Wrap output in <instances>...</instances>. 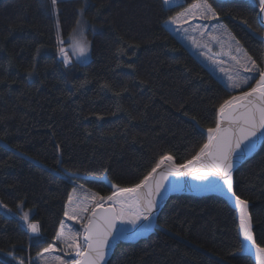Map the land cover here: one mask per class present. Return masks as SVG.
<instances>
[{"label":"trees","instance_id":"trees-1","mask_svg":"<svg viewBox=\"0 0 264 264\" xmlns=\"http://www.w3.org/2000/svg\"><path fill=\"white\" fill-rule=\"evenodd\" d=\"M197 0H0V264H37L55 237L76 184L131 187L168 156L179 165L200 150L218 108L233 94L169 32ZM263 70L258 9L207 0ZM83 12L89 61L67 50ZM71 65L60 60L58 40ZM122 48L119 54L117 50ZM37 50H39L37 52ZM61 165V167H60ZM264 247V143L234 174ZM28 212H32L29 215ZM28 214V221L22 219ZM29 223L39 225L32 237ZM236 212L219 196L172 197L155 232L117 246L108 264H255L240 251Z\"/></svg>","mask_w":264,"mask_h":264},{"label":"snow or ice","instance_id":"snow-or-ice-1","mask_svg":"<svg viewBox=\"0 0 264 264\" xmlns=\"http://www.w3.org/2000/svg\"><path fill=\"white\" fill-rule=\"evenodd\" d=\"M163 2L165 5H172L178 3V0H163ZM51 4L58 17L59 12L56 7L58 0H51ZM258 7L260 13L264 14V0H259ZM79 15L81 19L77 20L76 28L70 37L73 51L78 59L86 58L91 47L83 36L86 27L83 12L81 11ZM190 19L218 21L210 39L220 44L222 49L227 46V52L237 67L234 74H229L224 68H221V71L227 75L230 88L243 90L239 94L231 95L220 104L215 127L207 129V142L186 163L177 165L172 162V157L168 156L161 159L139 183L131 187L115 186V191L107 196L92 193L80 199L74 188L72 195L68 198V210L64 215L68 220H74L76 224H80L82 232L73 231L70 228L66 231L65 224L61 222L55 237V240L65 249L70 250L67 255L73 258L65 260L58 255H52L57 251V247L51 244L38 254L43 264H105L112 241L133 238L139 232V230L133 232L124 228L118 229V223L135 226L143 220L149 222L148 225H142L144 230L150 229L153 214L157 210V198L165 191V181L170 175H191L195 180L208 181L204 187L226 189L227 193L231 194L239 213V234L243 237L240 242V251L252 252L254 247V255L259 260V264H264V247L256 244L248 202L236 195L232 178L234 158H246L255 151L259 142L264 141V70L258 68L255 61L238 45L233 49L234 38L219 23L216 11L207 0H197L185 12L173 17L170 23L179 24L182 27L183 23H188ZM196 28L199 29L201 36L208 31L203 24ZM183 30L188 31V29ZM190 38L195 44L196 40ZM63 43V39L58 40V44L61 45L59 53L64 58V62L70 64L71 61L62 46ZM197 47L200 45L197 44ZM122 51L123 49L120 48L117 53ZM233 51L242 54V59L240 55H233ZM239 69L253 75L241 76ZM160 168H165L166 171L160 173L157 178V170ZM182 169L187 171H181ZM210 177L215 179L210 180ZM22 219L27 222L28 214L24 213ZM28 229L36 236L40 234L38 224L29 223ZM81 236L82 242H80ZM20 264H23V261Z\"/></svg>","mask_w":264,"mask_h":264},{"label":"rangeland","instance_id":"rangeland-1","mask_svg":"<svg viewBox=\"0 0 264 264\" xmlns=\"http://www.w3.org/2000/svg\"><path fill=\"white\" fill-rule=\"evenodd\" d=\"M183 2H184V0H183ZM183 2H182V0H178V3H174L170 6L174 7V6L182 4ZM183 12H185V11H183ZM217 23H218V21H203V20H199V19H195V20L190 19L188 21V23H183L182 27L179 24L174 25V24H171L169 22L167 24V28H168L169 32L178 40V42L181 43L189 52H191L193 54V56L195 57V59L199 63L203 64L207 68V70H209V72L212 75H214L216 78H218L228 88V90L230 92L240 93L243 89L233 90L232 88H230L228 86L229 82H228L227 75L225 74V72L221 71V68H224L225 70H227V72L229 74H234L237 71V67L235 65V62L230 58V55L227 52V46H225L222 49L220 44H217L215 41H212L210 39L212 32L215 30ZM219 23H221L223 25V27L227 30V33H229L230 36L232 38H234L232 40L233 49L238 45L244 52L247 53V51L244 49V47L241 45V43L235 38V36L232 34V32L229 30V28L226 26V24L221 21L220 18H219ZM200 24H203L204 27L206 29H208V31L205 33L204 36H201L199 34V29L196 28V26H198ZM194 28H195V30H194ZM183 29H188V31H184ZM190 37H192L196 40L195 44L193 43V40ZM222 39L226 40L227 37H222ZM197 44H199L200 47H197ZM205 45H207V47H205ZM72 49L73 48H72V45L70 42V45L68 46L67 50L71 53ZM209 49H211V51H209ZM67 54H68V59L70 60L69 53H67ZM232 54L233 55H240L241 59H242V54H237L234 51ZM247 55L249 56L248 53H247ZM60 60L63 62V64L66 67H69L71 65V63L66 64L64 62V58L62 56L60 57ZM239 73L241 76H244V77L253 75V73L244 72L243 69H239ZM0 145L5 146L6 144L3 143L2 141H0ZM75 189H76V195L80 199H83V197L85 195L90 196L92 193H94L91 190H89L88 188H86L82 185H79V184H76ZM67 210H68V207H67ZM28 213H29V215L32 214V212H28ZM63 223L65 224L66 231L70 228L73 231H81L82 232L81 225L76 224L74 220H68L66 217L65 221ZM27 228H28V226H27ZM29 233L32 237H37V236H33L30 231H29ZM82 239L83 238L81 236L80 242H82ZM246 243H250V242H246ZM55 245L57 247V251L55 253H53L52 255H58L65 260H70L73 258L71 255H67V253L70 250L65 249L64 246L60 242L56 241ZM254 252H255V248L253 247V251L248 252V253H251L256 258V256L254 255ZM45 255L47 256L49 254H45ZM256 260L259 263V260L257 258H256ZM35 262L37 264H43V260L40 259L39 256L35 259Z\"/></svg>","mask_w":264,"mask_h":264},{"label":"water","instance_id":"water-1","mask_svg":"<svg viewBox=\"0 0 264 264\" xmlns=\"http://www.w3.org/2000/svg\"><path fill=\"white\" fill-rule=\"evenodd\" d=\"M220 1L230 2V1H234V0H220ZM237 1H244V0H237ZM259 21H260L261 26L264 28V14L260 13ZM244 27L255 39H257L258 41H260L264 45V36H259L255 32H253L252 30L247 28L246 26H244ZM71 55H72V58L74 60H76L77 62H88L89 61V55H87L86 58H79L78 59L77 55L73 51V49L71 51ZM263 70H264V66H263ZM201 132L207 137V135H206L207 131L201 130ZM263 143H264V141L259 142L255 151L250 153L246 158H244V159H239L238 157L234 158V168H233V177H232L233 178V185H234V174L237 172V170L242 165H244L248 160H250L259 151V149ZM172 162L177 164L173 159H172ZM166 163H167V161H166ZM60 167H61V165H60ZM165 171H166L165 168L158 169L157 170V178H159L160 173H164ZM181 171H187V170L182 169ZM67 176L72 180H82L85 182H92V183H103L108 187V189L111 191V193H112V191H115V185H113L109 181L108 175H105L101 179L92 178V177H84V176H80V175H70V174H67ZM209 179L213 180L215 178L210 177ZM207 183H208V181L195 180L192 178L191 175H181V176L170 175V176H168L166 181H165V191H163L161 196L157 198V210L153 214L150 229H148L147 231L144 230L142 225H148L149 222L143 221V220H141L135 226L130 225V224H119L118 223L117 224L118 229L124 228V229H128L130 231H133V232H136L137 230H139V232L133 238L123 239V240L116 239V240L112 241L110 253L105 258V264H108L110 262V260H111V258H112V256H113L118 245H120L122 243H125V244L137 243V242L151 236L157 228V222H158V217H159L160 213L162 212V210L164 209V207L166 206L168 201L172 197H175V196H193V197L219 196V197L223 198L224 200H226L228 202V204L230 205V207L236 212L237 221H238V225H239L238 209L236 208V206L234 204V200H233L231 194L227 193L226 189L221 190L218 188L212 189V188L204 187V185H206ZM105 206H107V205H105ZM248 206H249L248 210L250 212V205L248 204ZM252 229H253V226H252ZM239 236H240V240L242 241L243 237L240 234H239ZM242 255L250 257L254 261L255 264H259L258 261L256 260V258L251 253L243 252Z\"/></svg>","mask_w":264,"mask_h":264},{"label":"flooded vegetation","instance_id":"flooded-vegetation-1","mask_svg":"<svg viewBox=\"0 0 264 264\" xmlns=\"http://www.w3.org/2000/svg\"><path fill=\"white\" fill-rule=\"evenodd\" d=\"M234 1H237V0H234ZM244 1L251 3L254 7H256L258 9V23L260 26V33L262 36H264V28L261 26L260 21H259V17H260V11H259V7H258L259 0H244Z\"/></svg>","mask_w":264,"mask_h":264},{"label":"crops","instance_id":"crops-1","mask_svg":"<svg viewBox=\"0 0 264 264\" xmlns=\"http://www.w3.org/2000/svg\"><path fill=\"white\" fill-rule=\"evenodd\" d=\"M182 2H183V0H182ZM214 76V75H213ZM215 77V76H214ZM216 78V77H215ZM216 79H218V78H216ZM219 80V79H218ZM220 81V80H219ZM221 82V81H220ZM222 83V82H221ZM223 84V83H222ZM224 85V84H223ZM225 86V85H224ZM226 87V86H225ZM227 88V87H226ZM228 89V88H227Z\"/></svg>","mask_w":264,"mask_h":264},{"label":"bare ground","instance_id":"bare-ground-1","mask_svg":"<svg viewBox=\"0 0 264 264\" xmlns=\"http://www.w3.org/2000/svg\"><path fill=\"white\" fill-rule=\"evenodd\" d=\"M32 235H33V236H36V235H34L33 233H32Z\"/></svg>","mask_w":264,"mask_h":264}]
</instances>
